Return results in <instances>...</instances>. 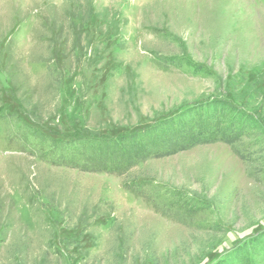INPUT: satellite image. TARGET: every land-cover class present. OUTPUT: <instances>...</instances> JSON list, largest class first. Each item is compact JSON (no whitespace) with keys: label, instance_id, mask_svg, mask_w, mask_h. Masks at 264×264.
Instances as JSON below:
<instances>
[{"label":"rangeland","instance_id":"1","mask_svg":"<svg viewBox=\"0 0 264 264\" xmlns=\"http://www.w3.org/2000/svg\"><path fill=\"white\" fill-rule=\"evenodd\" d=\"M0 264H264V0H0Z\"/></svg>","mask_w":264,"mask_h":264},{"label":"trees","instance_id":"2","mask_svg":"<svg viewBox=\"0 0 264 264\" xmlns=\"http://www.w3.org/2000/svg\"><path fill=\"white\" fill-rule=\"evenodd\" d=\"M53 40H50L49 46L51 50H53L52 43L57 42L58 40L61 41L62 38L65 39V36L60 34L59 36H51ZM49 37V39H51ZM59 41V42H60ZM56 46V45H55ZM55 58V56H54ZM52 57V59L54 60ZM51 59L43 60L46 65V77L47 78H54L57 80L58 84L61 83V80L63 78L64 69L59 68V64L55 61L52 63L50 61ZM57 84V85H58ZM23 105L28 109V107H34L35 105H31L25 101L23 102ZM32 110L28 109V112L30 113L28 115V119H25V122L29 123L30 125L36 126L38 129H43V126L39 124L38 121H35L32 116ZM223 120V121H221ZM224 119H222L221 116L217 117L216 120L212 123H210L209 128L206 131H198L196 129L189 130L185 129L183 131L182 135L172 136L168 135L166 138H152L149 139L146 143H141V145L133 144L132 145V151L131 153H127L125 155V161L124 163H121V166L113 165L116 172L123 169V167L127 169L133 168L137 163L145 162L149 159H161L166 158L169 156H173L179 152L188 150L194 146L197 145H205L209 143H214L217 141H222L223 143H226L228 145H232L235 143L237 136L239 134H236L234 132L233 123L228 128H223ZM40 127V128H39ZM46 132V131H45ZM243 132V131H240ZM125 154V153H124ZM88 158V157H87ZM94 158V163H96L98 167H86V159L83 160L77 159L76 156H58L52 159L51 164L52 166H63L71 169H77L83 172H94V171H100V172H111L110 168H112L110 162L108 161V158L105 157V154H100V156H97ZM82 164V165H81ZM107 166H110L107 168ZM125 262V261H124ZM123 262V263H124Z\"/></svg>","mask_w":264,"mask_h":264}]
</instances>
